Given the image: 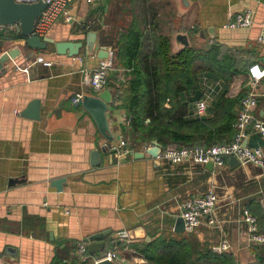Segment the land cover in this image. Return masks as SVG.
Listing matches in <instances>:
<instances>
[{"label": "crops", "instance_id": "crops-1", "mask_svg": "<svg viewBox=\"0 0 264 264\" xmlns=\"http://www.w3.org/2000/svg\"><path fill=\"white\" fill-rule=\"evenodd\" d=\"M146 1L156 9V20L170 38L173 52L185 48L176 40L177 35L185 34L190 47L206 49L217 43L244 53V72L231 82L204 76L200 98L211 95L205 118L212 117L210 110L221 97L233 99L244 92L243 98L248 93L257 96L254 116L264 120V78L253 82L249 73L253 65L264 68V44L259 42L264 30V0ZM69 8L73 20H57L45 37L55 42H83L74 56L57 54L55 44L46 50L28 48L24 37L14 38L20 34L18 26L0 27V34L12 33L0 39V56L14 49L20 52L6 63L5 71L0 70V264H96L99 254L83 261L78 248L90 236L106 230L112 232L105 239L106 251L119 248L118 264H154L142 254L144 245L158 238L181 237L208 250L226 238L231 244L229 253L238 264H264V244L248 241L243 215L246 209L251 213L264 209V169L242 163L231 167L230 159L224 168L214 167V171L190 161L173 164L147 153L154 141L134 144L130 120L116 96L122 94L129 78V68L118 58V43L134 15L143 17L139 4L134 6L132 0H70ZM246 10L254 14L250 28L224 27ZM93 31L98 39L91 55L86 41ZM102 48L114 61L109 81L118 84L107 117L115 136L113 144L123 139L132 150L125 156L110 149L103 152L106 140L95 120L83 103L72 101L77 93L99 94L88 78L104 60L98 56ZM193 96L184 95L183 100L190 102V117L196 118L198 99L189 101ZM34 100L41 102L39 120L22 116ZM248 133L244 143L264 149V138L252 126ZM95 151L100 152L99 166L92 165ZM136 152L145 155L136 158ZM224 175L229 184L221 177ZM54 182H61V190ZM210 190L219 197L217 225L204 223L194 233L175 232L184 201Z\"/></svg>", "mask_w": 264, "mask_h": 264}, {"label": "trees", "instance_id": "trees-1", "mask_svg": "<svg viewBox=\"0 0 264 264\" xmlns=\"http://www.w3.org/2000/svg\"><path fill=\"white\" fill-rule=\"evenodd\" d=\"M132 3L139 4L143 17L134 15L118 43V58L129 68V78L116 99L122 102L130 120L134 144L158 141L165 151L231 143L237 134L235 107L242 94L233 99L221 97L210 110L209 118H191L190 102L184 101L183 96L194 94L191 102L199 99L204 76L231 82L234 76L244 72V53L217 43L206 49L188 47L173 52L170 38L156 20L154 6L146 0H132ZM6 33H1L0 39ZM252 213L258 218L259 233L264 234V209ZM141 252L154 264H238L231 253L215 254L183 237L158 238L144 245Z\"/></svg>", "mask_w": 264, "mask_h": 264}, {"label": "built area", "instance_id": "built-area-1", "mask_svg": "<svg viewBox=\"0 0 264 264\" xmlns=\"http://www.w3.org/2000/svg\"><path fill=\"white\" fill-rule=\"evenodd\" d=\"M43 1L47 4L46 10L38 19L34 34L43 38L46 36L53 24L63 18L69 23L73 20L70 12V0H16L22 4H33ZM253 12L246 10L234 17L232 21L224 27L230 30L250 28L253 21ZM259 42L264 44V30L262 31ZM50 63H46L49 65ZM114 61L110 56L104 59L101 64L89 75L88 81L93 91L98 94L106 89L109 85L110 72L114 70ZM25 73H29V68L22 69ZM250 77L253 82H259L264 78V68L259 65H253L249 69ZM220 86V82H216ZM83 93H77L72 99L73 103L80 105L84 99ZM211 95L206 94L195 102V114L198 118H204L209 111ZM258 107L257 96L254 93H248L240 102V108L237 114L236 130L237 134L231 143L216 144L211 147H190V148H170L162 151L158 157L160 160L169 161L173 164H180L184 161H190L196 164L206 166L210 161L214 162V167L224 168L227 161L231 157L237 158L242 164H252L264 169V149L261 146L248 147L244 146L245 140L248 138V129L250 126L253 130L264 138V120L256 119L254 110ZM111 151L119 156H125L132 152L128 144L122 139L117 144H113ZM219 201L218 194L210 190L204 194L191 196L187 198L182 207L181 217L185 222V231L194 233L200 226L207 223L216 226V208ZM244 222L247 223V237L250 243L264 244V234L259 233L258 218L249 210H244ZM231 249L230 242L223 238L219 243L211 247V251L215 254L229 253ZM78 255L86 261L90 257L86 244H81L78 248ZM119 256V248L116 246L114 250L105 251L99 254V259L108 258L116 262ZM97 261V262H98Z\"/></svg>", "mask_w": 264, "mask_h": 264}, {"label": "water", "instance_id": "water-1", "mask_svg": "<svg viewBox=\"0 0 264 264\" xmlns=\"http://www.w3.org/2000/svg\"><path fill=\"white\" fill-rule=\"evenodd\" d=\"M47 4L43 1H39L33 4H22L16 2V0H0V27H16L20 29V34L26 39L28 48L34 50H46L49 44H55L56 52L59 55H69L74 56L79 53L80 48L83 46V42H72L63 41L55 42L52 38H41L34 34L35 26L38 19L41 17L43 12L46 10ZM98 34L97 32H88L87 34V52L88 54H93L96 50ZM179 44H182L185 48L190 47V42L188 36L185 34H179L176 38ZM19 50L14 49L8 51L6 54L0 56V70H4L6 63L9 60H15L19 55ZM98 56L100 59L108 58L109 52L106 48H102ZM118 84L109 81V85L106 89L100 92L97 96H84L83 106L84 109L93 117L100 133L106 140L103 146V152H107L112 148L115 141V136L110 128V124L107 117V112L109 110V105L113 102V88H117ZM40 109L41 102L39 100H34L30 105L24 110L22 116L39 120L40 119ZM264 119V112L261 113ZM247 146V142L244 144ZM147 153L154 158H158L162 153V147L158 141L153 142V147L147 150ZM144 153L136 152L134 156L144 157ZM101 164L100 152L95 151L92 154V165L99 166ZM231 167H236L240 165V161L231 157L229 160ZM206 168L210 171H214V162L210 161L206 164ZM61 190V182H54L53 184ZM175 232L185 233V222L182 217H179L175 224ZM112 232L110 230L103 231L101 233L90 236L85 240L87 245V250L91 255H97L105 252L107 247L106 237L110 236ZM96 264H118L117 262L110 260L108 258L100 259Z\"/></svg>", "mask_w": 264, "mask_h": 264}, {"label": "rangeland", "instance_id": "rangeland-1", "mask_svg": "<svg viewBox=\"0 0 264 264\" xmlns=\"http://www.w3.org/2000/svg\"><path fill=\"white\" fill-rule=\"evenodd\" d=\"M168 16L170 17V14H168ZM12 35V33H6V36H11ZM238 75H240V74H238ZM222 82H225V80L224 79H220ZM240 84H242V82L240 83ZM243 88H244V85H243ZM243 95L244 96V92H242V93H240V95ZM224 180H225V183L226 184H229V180H228V177L226 176V175H224V176H221ZM222 182H224V181H222Z\"/></svg>", "mask_w": 264, "mask_h": 264}]
</instances>
